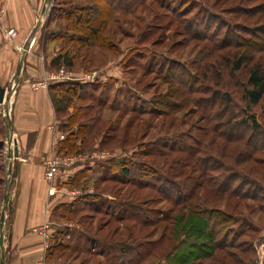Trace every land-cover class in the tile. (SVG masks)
Instances as JSON below:
<instances>
[{
    "label": "rangeland",
    "instance_id": "1",
    "mask_svg": "<svg viewBox=\"0 0 264 264\" xmlns=\"http://www.w3.org/2000/svg\"><path fill=\"white\" fill-rule=\"evenodd\" d=\"M64 1L73 9L96 6L42 0L25 40L4 24L0 6L4 264L18 187L12 173L28 163L13 128L14 105L32 66L34 83L52 86L51 132H58L50 150L29 162L43 165L45 212L55 209L34 228L40 264H237L264 233V112L244 96L248 67H264V0H101L102 47L77 46L85 36L66 28ZM72 12L75 24L82 11ZM234 53L247 64L231 75ZM66 138L75 147L68 155L58 148ZM12 139L19 154L8 160ZM248 157L259 175L250 173ZM52 159L75 164L49 182ZM46 223L49 240L71 225L57 250V241L45 248L39 229ZM249 251L242 264H255Z\"/></svg>",
    "mask_w": 264,
    "mask_h": 264
},
{
    "label": "crops",
    "instance_id": "2",
    "mask_svg": "<svg viewBox=\"0 0 264 264\" xmlns=\"http://www.w3.org/2000/svg\"><path fill=\"white\" fill-rule=\"evenodd\" d=\"M0 6L5 12L4 24L17 32L18 40H25L39 16L42 0H0ZM19 67L18 65V69ZM28 70L30 75L18 91L13 117V128L19 136V148H25L28 163H19L15 167L18 187L14 195L12 223L7 239L9 257L6 264L41 263V238L34 233V228L43 224L53 212L52 208L50 213L45 212L44 204L50 198L43 180V165L29 162L40 160L50 150L52 140L58 137V132H51L56 123L55 112L49 85L43 81L34 83L31 78L33 74L36 75L34 66ZM15 82L17 85L20 83L18 75ZM60 184H63V181L59 182V186ZM257 238V242L253 244L254 263L263 260L264 264V233H260ZM5 244L3 238L0 258L3 255L4 262Z\"/></svg>",
    "mask_w": 264,
    "mask_h": 264
},
{
    "label": "trees",
    "instance_id": "3",
    "mask_svg": "<svg viewBox=\"0 0 264 264\" xmlns=\"http://www.w3.org/2000/svg\"><path fill=\"white\" fill-rule=\"evenodd\" d=\"M96 6L94 8L90 7L87 8L86 10H80V9H73L70 7V3H66L65 1L62 2V6H68V9H66L65 12V20L67 21V25L66 28L70 31L79 33V34H83L85 37H81L78 39L77 41V46H84V47H90L93 45H99V46H103V40L101 37V33L103 30V26L105 24V22H101L99 20L101 13L100 11V4L102 3L101 0H94ZM78 10V12L81 13L80 19L78 21L74 23L69 22V20L73 19V12ZM83 12H86L85 14ZM236 48V47H235ZM238 50L240 49L237 46ZM61 58L60 55H58L57 57H55L52 62L55 64L56 61H58ZM247 64V59L243 56H237L235 53L233 55V63H232V67H231V71L230 74L233 75L236 72H238L239 70H241L243 67H245ZM247 75H248V79H247V86L248 88L246 89L244 96L245 98L248 100L250 105H261V110L264 112V67L261 65V63H254L253 65H251L250 67H248L247 70ZM58 86V85H57ZM49 90L52 91V86L49 87ZM250 121H251V127L254 131H259V127L256 124V119L254 115H249ZM226 124H229V122H226ZM235 141L228 139L226 145H229V143H234ZM74 144V143H73ZM69 143L68 138H66L65 140H62L59 144V152H66V154L64 153V155H68L67 153H69L70 150L69 148L74 147V145ZM225 145V146H226ZM75 148V147H74ZM224 148V146H223ZM227 148V146L225 147ZM230 150H235V148H231ZM254 151H256L254 149ZM240 156V154H239ZM213 160V159H212ZM251 161L252 166L250 167L249 171L251 174L254 175H259V169L257 168V164L256 161L251 160V158L248 157V160L245 162H249ZM249 164V163H247ZM81 176V172L79 173ZM77 176L74 177V179ZM79 177V176H78ZM73 179H71L72 182ZM72 183H68L66 184V186H71ZM61 187V185H60ZM224 194H226L224 192ZM223 194V195H224ZM230 196L235 195L234 193H229ZM243 198V197H242ZM246 199H253L256 197H245ZM244 199V198H243ZM261 201H264V195L260 198ZM55 209L53 210L52 213H54ZM213 211H217L215 209H212V215L214 214ZM214 217L212 216V222H213ZM213 225H215L213 223ZM217 225V224H216ZM61 228L58 230V232H56L55 237H53V239L51 240L52 242L59 243L57 245H53L52 247L57 250L58 246H62V242L66 239L69 238L70 236V231L71 228L67 227V226H60ZM213 231V229H212ZM216 250H218V252H222L223 246H216L215 247ZM251 253L254 254V250H253V246L252 244L250 245V249ZM249 250H243L240 252V259L238 261H235L237 264H242L243 259H242V255L246 254V252H248ZM250 252V251H249ZM53 254V253H52ZM212 260L213 256H212ZM213 262V261H212ZM246 262V261H245ZM217 264H219V262H217Z\"/></svg>",
    "mask_w": 264,
    "mask_h": 264
},
{
    "label": "built area",
    "instance_id": "4",
    "mask_svg": "<svg viewBox=\"0 0 264 264\" xmlns=\"http://www.w3.org/2000/svg\"><path fill=\"white\" fill-rule=\"evenodd\" d=\"M8 36L10 37H14L16 34L14 33L13 30H9L7 32ZM75 163H59L58 160L52 159L51 161H49L48 163L45 164V177L46 179L51 182L53 181L55 178H57V176H59V173L69 167H71L72 165H74ZM63 169V170H62ZM54 191V189H52ZM63 226H67L69 228H71V225L69 224H62ZM40 233H42L45 236L44 239V245L45 248L49 247V244L51 242L50 237L47 236L46 234H48L47 232L50 230L49 229V225L46 223L42 228L39 229Z\"/></svg>",
    "mask_w": 264,
    "mask_h": 264
},
{
    "label": "water",
    "instance_id": "5",
    "mask_svg": "<svg viewBox=\"0 0 264 264\" xmlns=\"http://www.w3.org/2000/svg\"><path fill=\"white\" fill-rule=\"evenodd\" d=\"M4 93H5V90L4 89H0V103H2L3 100H4ZM13 144H14L13 149L8 148V150H7L8 160H12L13 158H17L18 157V148H17V145H16V140H14V139H13ZM15 174H16L15 172L12 173V177H14ZM7 199H8V193H6L5 196H4V200L6 201ZM4 222H5V212H4V208H2L1 213H0V227H3ZM2 246H3V236L0 235V248H2ZM0 264H4L3 255H1V258H0Z\"/></svg>",
    "mask_w": 264,
    "mask_h": 264
}]
</instances>
